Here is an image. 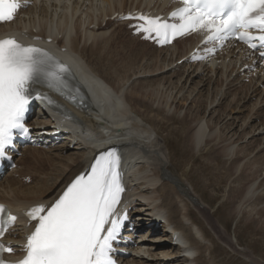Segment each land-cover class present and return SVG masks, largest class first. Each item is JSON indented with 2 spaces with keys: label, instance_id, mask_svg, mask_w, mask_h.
I'll return each instance as SVG.
<instances>
[{
  "label": "bare ground",
  "instance_id": "obj_1",
  "mask_svg": "<svg viewBox=\"0 0 264 264\" xmlns=\"http://www.w3.org/2000/svg\"><path fill=\"white\" fill-rule=\"evenodd\" d=\"M54 1L30 9L23 17H27L24 20V29H28L32 35L45 39L50 37L47 33V29L50 28L57 29V32L53 33L55 38L65 33L69 48L67 54H74L82 59L90 72L88 75L102 89L108 92L111 89L114 91L118 108L123 110L124 115L128 117V122H111L98 113L95 107H92L79 119H75L71 128L72 136L77 140L72 148L75 152L70 156H64L67 151H70L73 143L58 145L56 149L51 150L57 152L51 157L34 156L32 158L26 154L35 148L26 150L23 157L18 160L19 165L24 164L25 167H17V170L0 184V189L4 190V193L0 194V201L7 203L14 210L52 201L72 177L87 167L94 155L108 147L111 142H116L126 156L125 164L128 163L130 168L129 177H134L129 181L128 198L131 204L135 203L137 207L134 212L139 213L137 215L140 220L139 228L143 230L150 223L156 224L160 218L166 219L167 222L162 229L148 227L147 231L152 233L151 236H142L137 239L135 254L126 260L125 264H217L212 247H207L205 244L207 241L211 245L212 239L204 230L202 223L195 220L191 215V210L182 203L184 196L192 200L191 192L186 181L169 169L172 161L169 147L164 138L162 141L155 124L160 120L163 121L162 119H167L166 122H173L174 116L161 117L167 115L168 111L175 107L176 101L180 100L185 105L186 101L191 99L194 107L187 108L185 116L181 118L182 128L185 129L183 147L199 149V154L205 153L213 162L218 161L221 156H230L233 145L246 141L247 137L252 135L253 139L247 141L245 147L247 149H236L235 155H232L233 158L229 159V165L226 163L223 169L226 179H231L235 172L237 174L242 169L239 177L235 176L233 180V185L237 181L240 186L231 188L228 197L234 204L232 212L237 208L236 210L239 209L247 219H251L255 213L260 219L264 214L263 209H258V206L264 203L262 181L257 186L256 190H260L261 193L256 199L249 198L246 192L250 185L256 183L258 175L264 170V155L260 156L263 150L259 145L261 140L255 137L257 130L259 134L262 129L264 132V122L254 124V121L264 114V90H261L257 83L246 92L237 90L238 83L243 79L238 77L227 85V90L222 93L219 100L220 91L212 92L209 102L210 93L207 99H204L205 94L202 88H206L207 85L211 86L212 77L199 74V69L191 72L182 70V66L174 61V57H171L168 63L167 57L163 61L164 57L160 54L161 52L148 51L144 46L138 48L137 38L133 37L128 41L120 42L118 37L121 36L120 32L113 30L115 26H110V23L104 25L105 17L110 16L114 10H125L126 0L122 3H114L111 0ZM106 3H112L113 6L109 7ZM21 23L19 22L17 26L22 28ZM93 25L95 28L89 30L88 27ZM84 26L87 27L84 28ZM34 30L38 32L34 33ZM183 43H178L176 47L181 48ZM58 44L65 46L61 41H58ZM185 56L182 54L180 59ZM151 57H154L156 62H153ZM182 65L185 66L186 63ZM165 71L173 79L178 75L179 78L174 81L173 79L168 80V76H162L160 79L150 80L154 73L162 74ZM197 77L200 81L194 82ZM204 77L208 78L204 79ZM126 82H131L130 90L122 93ZM202 83L198 93L192 98L197 87ZM192 84L194 87H191ZM180 95L182 96L178 98ZM254 97L261 98V101L251 107L248 103ZM209 104L215 105L209 112V118H206L205 111L208 110ZM224 105L225 109L221 113L219 108H223ZM258 105L261 106L259 109ZM184 107H175V114L180 113ZM244 110H247L248 114L245 115L247 113L245 112L243 114L245 116H241ZM205 119L206 122H202ZM237 119L242 120L245 125H241L239 131L234 132L233 126ZM40 122L45 123L46 121ZM243 126L249 129L246 130ZM255 143L258 145H254ZM255 152L257 153L253 161H248L241 166V162ZM201 172L204 174L203 170ZM14 175H18L19 178H14ZM26 177L32 179L30 184L23 181ZM132 181H136L135 186H132ZM189 184L196 193L193 185L190 182ZM200 212L204 211L200 209ZM203 215L206 217L205 213ZM15 234L17 238L23 235L21 231ZM219 236L228 246L234 247L224 235L219 234ZM147 237L148 240L145 239ZM177 242L183 244L179 245ZM150 243L153 244L150 245ZM146 247L151 250L162 249V251L159 255L150 251L146 258L143 255L149 251H146ZM190 250L196 252L187 253ZM239 253L245 255L243 251ZM248 258L253 264H262L261 261Z\"/></svg>",
  "mask_w": 264,
  "mask_h": 264
},
{
  "label": "snow or ice",
  "instance_id": "obj_2",
  "mask_svg": "<svg viewBox=\"0 0 264 264\" xmlns=\"http://www.w3.org/2000/svg\"><path fill=\"white\" fill-rule=\"evenodd\" d=\"M183 7L171 13L179 23H168L147 15L135 17L138 32L145 39L170 43L177 36L204 31L205 42L223 46L239 39L264 56V0H180ZM18 0H0V22L14 19ZM133 18V17H126ZM256 32L258 35L253 36ZM211 51V50H210ZM70 70L46 51L24 46L14 38L0 39V158L14 139L26 134V113L33 99L52 105L51 97L40 89L65 95ZM124 192L120 157L106 151L95 159L90 170L77 176L50 207L40 204L27 213L36 221L27 237L26 255L16 264H115L113 243L119 237L124 217L117 206ZM17 217L0 205V238ZM0 243L3 253L12 252Z\"/></svg>",
  "mask_w": 264,
  "mask_h": 264
},
{
  "label": "rangeland",
  "instance_id": "obj_3",
  "mask_svg": "<svg viewBox=\"0 0 264 264\" xmlns=\"http://www.w3.org/2000/svg\"><path fill=\"white\" fill-rule=\"evenodd\" d=\"M122 33H123V31H122ZM120 35H121V33H120ZM118 37L120 38V36H118ZM122 39L127 40L128 36H126L123 33ZM123 40L120 39V42L121 41L125 42ZM137 46H138V48L139 47L143 48L144 45L139 43V44H137ZM151 58L153 59V62H156V59L154 57H151ZM164 59H166V58L164 57L163 61H164ZM169 59H170V56H169V58L166 59L167 63L169 62L168 61ZM166 70H167V68H166ZM160 72H162V71H160ZM179 72L182 73L181 71H179ZM189 72H191V71H189ZM162 76H168V78H167L168 80L173 79L172 77H170L169 73H167V71H165L162 74L159 72L154 73L153 76L150 77V80H157V79H160ZM185 77H186V75L184 76V78ZM177 78H179V75ZM177 78H174L173 80L175 81V80H177ZM197 78H198V81H200V78L199 77H197ZM207 78L208 77H204V79H207ZM198 81L194 80V82H198ZM182 83H183V81H182ZM126 84L127 85L125 88L130 86V82L126 83ZM194 84H192L191 87L192 86L194 87ZM202 85H203V83L197 87L195 94L198 93V90L200 89V87ZM212 88H213V85H211V87L209 86V88L207 90H205V88H202L203 91L205 90L204 91V94H205L204 97L205 98L210 93ZM226 89H227V86L223 87L222 91L224 92ZM212 92H214V88H213ZM195 94H193V95H195ZM210 94H212V93H210ZM181 96L182 95L178 96V98H180ZM219 98H220V95H219ZM210 100H211V97L209 98L208 101L210 102ZM186 102H185L186 103L185 105H184V103H181L180 100L175 102V104H174L175 107H177V106L184 107L185 106L184 109H182L180 111V113L175 114L176 113L175 107H173L168 111L167 115H163L161 117V118H164L165 116H168V115L170 117L174 116L173 122H170V121L166 122V121H168L167 119H165V120L162 119L163 121L160 120L158 123L155 124V128L158 130L162 141L164 138L166 140L167 146L169 147V152H170V155L172 157V161H171V164L169 166V169L174 174H176L177 176H180L184 181H186V185L191 192L192 200H189V199H187L186 196H184V202H182V203H183V205H185V204L187 205V207L191 210V213H192L191 215L193 216V218L195 220H199L202 223L204 230L209 234L210 238L212 239L213 243L211 245L207 241H205L206 242L205 244L207 245V247H209V246L212 247L214 254L216 255L217 264H253V263H251V259L248 257H251L258 262L261 261L260 263L264 264V225H263L264 214H262V217L260 219H259L258 215H256V213L254 215L255 218H253L254 217L253 216L252 217L253 219L252 218L247 219L246 216L243 213H241L239 209L236 210L237 208H235V210L233 209L234 212H232V206L234 204H232L230 202L228 197H229V193H230L231 188L240 186V183L237 181L235 182V185H233L234 184L233 180H234L235 176L239 177L242 169H240L239 172H237V174H236V172L233 174V171H231V173L233 174V177L231 179L225 178L226 174H225V170L223 169V166H225L226 163H228L227 165H229L230 160L235 155L236 149H238V148L244 149L246 147V144H247L245 142H247V140L251 141L253 138L250 139L247 137L246 141H244V142L242 141L236 145H233L231 147L230 156H227V155H226L227 157L221 156V157H219L218 161H216V162L211 161L210 157L208 155H206L205 153L199 154L198 153V152H200L199 149L193 150V149L184 148L183 143H184L185 139H184L183 133H184L185 129L182 128L183 124L181 122V118L185 116L187 108L194 107V103L191 101V99H189ZM226 103H228V101H226ZM216 107H217V105H216ZM216 107H214V108H216ZM212 108H213L212 106H209V110L205 111L206 112V115H205L206 118H209L208 117L209 112H210V109H212ZM219 109H220V111L221 110L223 111L225 109V105L223 106V108H219ZM245 112H247V113L245 114ZM241 114H242L241 116H245L248 114V111L244 110V112H242ZM243 114H245V115H243ZM217 115H218V113H217ZM233 117H235V115H233ZM237 121H239V120L237 119L236 122ZM241 121H239L240 122L239 124L234 122V124H235L233 126V128H235L234 132L239 131V128L241 127V124H242ZM202 122H206V119L203 120ZM200 124H202V123H200ZM243 124H244V122H243ZM254 124H257L256 121H254ZM197 125H199V124H197ZM243 128H245V127L243 126ZM217 129H219V127ZM245 129L248 130L249 128H245ZM196 130H198V129H196ZM261 132H263V129L261 130ZM207 134H208V130H207ZM256 134H259V133L255 132V137H256ZM250 136L253 137L252 135H250ZM259 138H261V139L263 138L262 143L258 142L259 145H261L260 149H263L260 152V156H263L264 155V134L259 136ZM258 143H255L254 145H258ZM245 149H247V148H245ZM49 151H51V150H49ZM49 151H43V150L41 151V150H38L37 148H35V149H33V151L32 150L29 151L27 153V155L29 157H32V158L34 156L35 157H40V156L51 157L52 155L57 153L56 151H54V152L53 151L49 152ZM74 152H75V150L70 148V151H67L64 154V156L65 157L70 156V154L74 153ZM256 153L257 152L253 153L252 155L248 156L247 159L243 160L241 162L243 165L241 164V166H244L245 163L248 161H253V158L255 157ZM177 161H179V162H177ZM53 165H54V163H53ZM21 167H23V166L21 165ZM50 167L53 168V166H50ZM201 170L204 171V174H203V172H201ZM227 177H228V175H227ZM256 180H255L256 183L254 182V184H253L254 186L250 185V187L248 188V191L246 192V195L249 198L252 197L253 199H256V197L261 193L260 190H256V189H257V186L259 185V183L261 181H262V184L264 185V170H262V172L258 175V178ZM189 182L191 183V185H193L196 193L193 192L192 187L190 186ZM134 184H135V182H134ZM263 188H264V186H263ZM3 193H4V190L1 189L0 194L2 195ZM262 193H264V191H262ZM182 196H183V194H182ZM235 207H237V206H235ZM200 209H202L204 212L201 213ZM258 209L264 210V203L259 205ZM203 213L206 214V217L203 215ZM258 219L262 220V221L258 222L259 221ZM160 228H162V227H160ZM219 234L224 235V237L229 239L231 242V246H234V247L231 248L226 243H224L222 241V239L220 238ZM145 235L151 236L150 234H147V233ZM145 239L148 240L149 238L147 237ZM151 244H153V243H150V245ZM154 249L151 250V248L149 249V247H146V251L147 250H149V251H147V254L143 253V255L146 258H148L150 251H152L154 253H158V255H159V252L162 251V249H160V250H154ZM241 251H243L245 253V255H241L239 253ZM245 251H247V252H245ZM246 254H247V256H246Z\"/></svg>",
  "mask_w": 264,
  "mask_h": 264
}]
</instances>
